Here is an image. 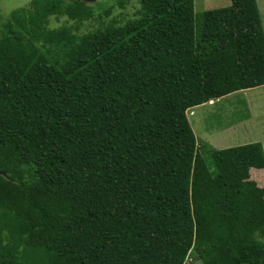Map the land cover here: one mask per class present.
Listing matches in <instances>:
<instances>
[{"label": "trees", "instance_id": "16d2710c", "mask_svg": "<svg viewBox=\"0 0 264 264\" xmlns=\"http://www.w3.org/2000/svg\"><path fill=\"white\" fill-rule=\"evenodd\" d=\"M136 1L80 36L46 28L90 15L74 0L0 21V264H264V199L222 204L185 115L264 85L255 0Z\"/></svg>", "mask_w": 264, "mask_h": 264}, {"label": "rangeland", "instance_id": "374dc122", "mask_svg": "<svg viewBox=\"0 0 264 264\" xmlns=\"http://www.w3.org/2000/svg\"><path fill=\"white\" fill-rule=\"evenodd\" d=\"M31 1L32 0H0V21L7 19L9 13L14 9L29 8ZM63 1L68 3L72 0ZM117 1L118 0H94L93 2L85 3L90 9V15L85 20L76 22L67 19L65 16L49 17L46 28L58 29L60 27H65L69 28L72 34L80 36L86 33H91L108 24L121 26L127 20L136 18L135 14L139 7L136 0L125 2L122 7L118 6ZM256 1L264 23V0ZM229 3L230 0H193L192 10L194 15H198L206 10L226 7ZM245 95L246 94L242 93L239 95L233 94L227 97H222L217 99L216 103L213 105L204 104L200 107L192 108L185 114L196 142L200 145L198 148L200 155L206 160L211 173L214 172V168L211 161L207 159L209 152L206 149L207 144H205L204 139L211 136L210 139H212V142L214 143H220L222 141L226 145H233L235 143L237 135L234 131H228L226 133L225 131L220 132L215 129L214 126L221 125L224 122V119H221L224 118V115H226L227 120L234 121L235 111L241 110V105L243 104L242 96ZM189 112H192V115H189ZM218 121L219 123H217ZM217 146L220 147L222 145L217 144ZM262 199H264V196L259 197V200ZM183 264L201 263L195 260L190 254Z\"/></svg>", "mask_w": 264, "mask_h": 264}, {"label": "crops", "instance_id": "0c3cea01", "mask_svg": "<svg viewBox=\"0 0 264 264\" xmlns=\"http://www.w3.org/2000/svg\"><path fill=\"white\" fill-rule=\"evenodd\" d=\"M255 3L264 37L263 17L256 0ZM242 93L246 95L242 96L241 110L235 111V120H227L224 115V118H221L224 119V122L214 126L220 132L234 131L237 135L235 143L233 145H226L223 141L214 143L210 139L211 136L204 139L205 144L213 149L212 155L229 150L235 152L234 157L237 161H235L234 174L228 177H219V171L214 166V172L211 173L218 184L219 194L224 205L248 202L264 196V85L237 91L224 97ZM214 103L216 100L205 104L213 105ZM189 115H192V112H189ZM217 144L222 146L219 147ZM222 179L227 180V184H224Z\"/></svg>", "mask_w": 264, "mask_h": 264}, {"label": "water", "instance_id": "95a60500", "mask_svg": "<svg viewBox=\"0 0 264 264\" xmlns=\"http://www.w3.org/2000/svg\"><path fill=\"white\" fill-rule=\"evenodd\" d=\"M77 2H83V3H90L93 2L94 0H75ZM0 175L3 176L4 174L2 172H0Z\"/></svg>", "mask_w": 264, "mask_h": 264}]
</instances>
